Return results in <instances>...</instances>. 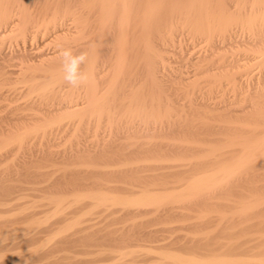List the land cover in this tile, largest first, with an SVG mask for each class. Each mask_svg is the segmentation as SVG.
Returning a JSON list of instances; mask_svg holds the SVG:
<instances>
[{
  "label": "rangeland",
  "instance_id": "obj_1",
  "mask_svg": "<svg viewBox=\"0 0 264 264\" xmlns=\"http://www.w3.org/2000/svg\"><path fill=\"white\" fill-rule=\"evenodd\" d=\"M151 1L157 4V15H147L144 25L139 18L145 0H127L129 24L122 27V32L128 31L122 33V38L126 37L124 50L128 49L124 52V72L108 94L104 91L115 74L119 34L109 28L106 41L96 44L107 49L100 54L105 58V70L95 80L97 95H104V112L87 111L79 118H61L60 110L68 104L87 103L85 85L69 87L61 67L51 78L28 77V73H39L50 65L39 67L36 59L26 62L29 56L24 58L23 54L39 47L36 51L52 57L54 44H42L45 35L32 41L29 36L20 38L17 29L4 34L0 28V145L20 137L0 151V233L12 230L13 234L0 239L4 240L0 243V264H118L111 257L119 249L135 252L124 264H174L160 259L163 255L159 253L166 250L171 251L166 254L197 261H246L249 256L251 264L264 262V144L258 161H248L219 183L217 191L190 198L182 190L192 179L212 172L216 176L220 168L232 164L243 144L257 136L264 139V0H176L175 6L172 0H161L160 4ZM41 2L48 3V9L68 4L69 12L78 16L96 8L99 0ZM162 9L165 14L160 13ZM36 11L39 14L40 10ZM36 16L34 11L29 13V22ZM153 18L155 24H151ZM161 28H166L163 34ZM204 28L209 32L202 34ZM84 38L79 41L85 42ZM79 41L76 46L83 44ZM159 55L166 58L165 66L159 63ZM194 63L198 66L193 67ZM42 86L50 90L42 91ZM254 95L262 97L258 100ZM45 119L56 123L39 129L47 123ZM103 193L120 199L166 193L174 198L148 207L151 212L141 208L143 213L136 212L137 207H130L131 213L129 207L122 212L119 206L96 205L91 197ZM59 200L60 205L56 203ZM248 204L253 207L249 209ZM144 247L154 251L147 253Z\"/></svg>",
  "mask_w": 264,
  "mask_h": 264
},
{
  "label": "bare ground",
  "instance_id": "obj_2",
  "mask_svg": "<svg viewBox=\"0 0 264 264\" xmlns=\"http://www.w3.org/2000/svg\"><path fill=\"white\" fill-rule=\"evenodd\" d=\"M27 0H0V28L2 29L1 31L4 33H6V32H11V31H13L14 32V30H19L18 31V33L19 32H21V36H20V38L21 37H23L22 39H24V38H26L27 36H29L30 38H28V39H31L32 41H33V39L34 40H36V39H38L39 37H43L44 35H45V40L43 41V43L42 44H44V45H50L51 43L52 44H54L53 46L54 47H56V50H55V52L53 53V55H52V57H46L45 55H42L41 53H40V51L38 50V51H36L38 48L36 47V49H35V47L34 48H32V49H29L30 50V52L28 51L27 53H25V54H23V51L21 52L20 50H19V48H18V50H19V52H21L22 54H23V57L25 58L26 56H29L28 57V59H27V61L26 62H29V61H31V60H33V59H36L40 64H39V67L41 66H43V65H45V64H47V65H50L47 69H39L38 71H40L39 73H37V71L36 72H31V73H28V77H31V79L32 78H34V79H37L38 78V80H40L42 77L41 76H39V75H43V76H47V77H45V78H48V76L50 77V76H52L53 75V71L55 70V72H56V68H59V67H61V65H60V58H59V55H58V46H60V45H63L64 47H70V48H72L75 52H81V51H87L88 53H89V61H88V63H87V65L85 66V68H84V70L89 74V81L87 82V84H85V87L86 88H84V89H86V90H88L87 92L89 93V98H87V103H85V104H79L78 102V104L77 103H73V104H68V105H66V106H64V108H62L60 111H62V115H60V117L61 118H74L75 116H77L78 118L80 117V116H82L85 112H87V111H94V113H96L95 111H97V112H99V111H101L102 110V106H103V99H104V95L101 97V94L98 96L97 95V93H96V87H97V85H96V83H95V80H97L96 78H97V76H99V75H102L103 74V72H104V70H105V68L103 69V65L105 64L104 63V61H103V59H105V58H102V56H104V55H100V54H102L101 53V51H103L104 52V50H106L107 51V49H105L106 47H103V48H99V46L97 47V45L96 44H98V42L100 43V42H105L106 41V39H107V36H108V30H109V28H115V30L118 32V34H119V36H117L118 38H117V40H116V57H115V66L114 67H116L115 68V74H114V77L112 78V81H110V85H108L107 86V88L105 87V91H104V93H107L108 94V92H110L112 89H113V86L115 85V83H116V81L118 80V79H120L121 77H122V73L124 72H122V65H123V61H124V57L126 56L125 55V50H128V49H125L124 50V48H125V36L122 38V33H126V32H128V31H124V32H122V27H124L128 22H127V13H128V9L130 10V8L129 7H127L128 5H127V0H99V3H96V5H97V7L95 8L94 6V8H92V9H90V11H87L85 14H83V15H80V17H78L77 15L75 16L74 14L75 13H71V12H69V10H70V7H69V5L68 4H66V5H59V3H58V5L56 4H54L55 6H49V7H51V9H48V6H47V4L45 3H43V2H41L40 0H29L31 3H29L28 1L26 2ZM44 1V0H43ZM58 1V0H57ZM97 1V0H96ZM159 2V4H160V1L161 0H158ZM170 1V3H171V0H169ZM173 1H176V0H172V2ZM209 1V0H208ZM47 2V1H46ZM52 2V1H51ZM129 2V1H128ZM135 2H136V0H135ZM167 2V1H166ZM200 2H201V0H200ZM241 2H242V0H241ZM28 3L29 4H31L30 5V7L28 6ZM50 3V2H49ZM131 3V2H130ZM155 3L156 2H152L151 0H145V6H143V8L145 9L144 10V12H143V14H141L142 15V17L141 18H139V19H142V21H140V24H141V22H143V24L144 25H146L145 23H147V21H146V18H147V15H149V14H151V13H154L155 12V9H157V7L155 8V6H157V4L155 5ZM169 3V2H168ZM168 3H167V5L166 6H168ZM180 3V2H179ZM198 3H199V1H198ZM140 4V3H139ZM144 4V3H143ZM132 5H134V2H133V4ZM137 5V4H136ZM155 5V6H154ZM163 5V4H162ZM162 5H160V6H162ZM171 5V4H170ZM173 5H174V2H173ZM173 5H171V7L169 8V9H171L172 10V6ZM191 5V4H190ZM193 5V4H192ZM203 5H204V2H203ZM203 5L201 6V9H202V7H203ZM220 5V4H219ZM138 6V5H137ZM159 6V7H160ZM175 6V5H174ZM200 6H198V8H200ZM206 6V5H205ZM210 6H212V5H210ZM92 7V6H91ZM164 7H165V4H164ZM169 7V6H168ZM168 7H167V9H168ZM197 7V6H196ZM195 7V8H196ZM216 7V6H215ZM214 7V8H215ZM218 7V6H217ZM216 7V9H218ZM140 8H142V4H141V6H140ZM161 8V7H160ZM209 8V7H208ZM220 8V7H219ZM132 9H133V7H132ZM137 9H139V8H137ZM201 9H199V12H200V10ZM231 9V8H230ZM36 10H40V12H39V14H38V12L36 11ZM187 10H189V8L187 9ZM195 10V9H194ZM204 10V9H203ZM203 10H201V11H203ZM212 10H215V9H212ZM223 10V9H222ZM33 11L34 12H36L37 13V15L38 16H36L35 18H34V20L32 21H30L29 22V19H28V17H27V15L29 16V13L31 14H33ZM132 11V10H131ZM157 11V10H156ZM161 12L160 13H162V11H164L163 9L162 10H160ZM166 11V10H165ZM165 11L163 12V14H165ZM192 11H193V9H192ZM206 11H208V10H206ZM205 11V12H206ZM219 11V10H218ZM179 12V11H178ZM177 12V13H178ZM209 12V11H208ZM84 13V12H83ZM141 13V12H140ZM157 12H155V14H156ZM167 13V12H166ZM173 13V12H172ZM183 13H184V11H183ZM203 13V12H202ZM202 13H201V15H202ZM218 13H220L221 14V11L220 12H217V14ZM187 14V13H186ZM188 14H190V11H189V13ZM224 14V13H223ZM226 14V13H225ZM153 16H154V14H152ZM157 15V14H156ZM162 15V14H161ZM168 15H169V13H168ZM168 15H167V17H168ZM172 15V14H171ZM184 15V14H183ZM200 15V14H199ZM203 15H205V14H203ZM219 15V14H218ZM253 15V14H252ZM256 15V14H255ZM35 16V15H34ZM85 16V17H84ZM163 16V15H162ZM161 16V17H162ZM166 16V15H165ZM165 16H164V18H165ZM182 16V15H181ZM187 16V15H186ZM197 16V15H196ZM215 16V15H214ZM217 16V15H216ZM222 16V15H221ZM89 17H91V19L93 20V22L91 21V19H89ZM132 17H134V16H132ZM138 17V16H137ZM150 17V16H149ZM157 18V17H156ZM219 18V17H218ZM148 19V18H147ZM162 19V18H161ZM160 19V20H161ZM168 19V18H167ZM217 19V18H216ZM219 19H221V17L219 18ZM92 22V23H90V21ZM138 20V19H137ZM151 20V19H150ZM149 20V21H150ZM164 20V19H163ZM163 20H161V21H163ZM198 20V19H197ZM224 20V19H223ZM221 20V22H223L224 23V21L226 20ZM132 21V20H131ZM156 21V20H155ZM158 21V20H157ZM156 21V22H157ZM173 21V20H172ZM198 21H202V20H198ZM153 23H151V24H155L154 23V18H153V21H152ZM160 22V21H159ZM166 21H164V23H165ZM208 22V21H207ZM221 22L219 23V24H221ZM227 22V21H226ZM149 23V24H150ZM172 23V22H171ZM170 23V24H171ZM178 23V22H177ZM194 23V22H193ZM262 23H264V22H262ZM129 24V23H128ZM132 24V23H131ZM143 24H142V26H143ZM163 24V23H162ZM162 24H160V27H161V25ZM175 24V23H174ZM196 24H197V22H196ZM200 24V23H199ZM206 24V23H205ZM204 24V27H206L207 25H205ZM208 24H210V22L208 23ZM218 24V25H219ZM217 25V26H218ZM226 25V24H225ZM224 25V26H225ZM148 26L149 25H147V29H148ZM155 26V25H154ZM195 26V25H194ZM197 26V25H196ZM198 26H200V25H198ZM203 26V25H202ZM201 26V27H202ZM216 26V27H217ZM223 26V27H224ZM128 27H129V25H128ZM133 27V26H132ZM140 27V26H139ZM144 27V26H143ZM150 27V26H149ZM159 27V28H160ZM209 27H210V25H209ZM209 27H207L208 28V30L210 29ZM222 26H220L219 28H221ZM126 28V27H125ZM134 28V27H133ZM156 28V27H155ZM218 28V27H217ZM124 29V28H123ZM141 29V28H140ZM144 28H142V30H143ZM145 29H146V27H145ZM158 29V28H157ZM162 29V28H161ZM198 29V28H197ZM202 29V28H201ZM200 29V30H201ZM31 30V31H30ZM124 30H126V29H124ZM129 30H130V27H129ZM139 30V29H138ZM150 30H151V27H150ZM153 30L154 31H156L155 33L157 34V30H155L154 29V27H153ZM163 30H166V28L165 29H162L161 30V32L163 31ZM168 30V29H167ZM203 30V29H202ZM204 30H205V28H204ZM208 30H205L204 31V33H203V31L201 32L202 34H206L205 32L206 31H208ZM219 30V29H218ZM222 30H224V28L222 29ZM149 31V30H148ZM152 31V30H151ZM160 31V30H159ZM158 31V32H159ZM189 31V30H188ZM219 31H221V30H219ZM1 32V33H2ZM111 32V31H110ZM131 32H132V30H131ZM140 32V31H139ZM166 31H164V33H165ZM209 32V31H208ZM4 33V34H5ZM138 33V32H137ZM142 33H144L145 34V31H142ZM141 33V34H142ZM149 33V32H148ZM167 33V32H166ZM166 33H165V36H166ZM140 34V33H139ZM161 34V33H160ZM162 34H163V32H162ZM168 34V33H167ZM173 34V33H172ZM189 34V33H188ZM197 34H199V32L197 33ZM222 35H223V32L221 33ZM19 35H20V33H19ZM126 35V34H125ZM129 35V34H128ZM133 35H134V33H133ZM146 35V34H145ZM196 35V34H195ZM201 35V34H200ZM221 35V36H222ZM18 36V35H17ZM83 36H85L86 37V39L84 38V41L85 42H80L79 40L83 37ZM168 36V35H167ZM166 36V37H167ZM174 36V35H173ZM220 36V37H221ZM14 37V36H13ZM141 37V36H140ZM172 37V36H171ZM14 38H16V37H14ZM110 38V37H109ZM133 38V37H132ZM146 38H148V36L146 37ZM200 38H202L201 36H200ZM19 39V38H18ZM219 39V38H218ZM42 40H43V38H42ZM165 40H166V38H165ZM184 40V39H183ZM193 40V39H192ZM205 40V39H204ZM223 40V39H222ZM30 41V40H29ZM80 42V43H83V44H81V46H76V43L77 42ZM109 41V40H108ZM128 41V40H127ZM146 41V40H145ZM167 41V40H166ZM170 41V40H169ZM169 41H167V43L169 42ZM173 41V40H172ZM207 41V40H206ZM262 41V40H261ZM22 42V41H21ZM28 42V41H27ZM102 42V43H103ZM142 42H144V41H142ZM195 42V41H194ZM219 42V41H218ZM23 43H25L24 41H23ZM79 43V44H80ZM130 43V42H129ZM147 43V42H146ZM198 43V42H197ZM196 43V44H197ZM51 44V45H52ZM148 44V43H147ZM172 44V43H171ZM171 44H170V46H171ZM22 45V44H21ZM25 45V44H24ZM102 45V44H101ZM126 45H128V44H126ZM146 46V45H145ZM159 46V45H158ZM165 46V45H164ZM169 46V47H170ZM191 46V45H190ZM197 46V45H196ZM20 47H22V46H20ZM143 47H144V45H143ZM150 47V46H149ZM156 47V46H155ZM211 47V46H210ZM209 47V48H210ZM127 48V47H126ZM142 48V47H141ZM150 48H152V47H150ZM162 48V47H161ZM41 49V48H40ZM145 49H146V47H145ZM153 49L154 48H152V51H153ZM163 49V48H162ZM197 49V48H196ZM24 50V49H23ZM52 50V49H51ZM115 50V49H114ZM134 51V50H133ZM160 51V50H159ZM178 51H179V49H178ZM193 51H196V50H193ZM219 51H220V49H219ZM12 52V51H11ZM17 52V51H16ZM150 52V51H149ZM192 52V51H191ZM43 53V52H42ZM51 53V52H50ZM153 53V52H152ZM151 53V55L152 56H155V55H153ZM155 53H159V52H155ZM202 53V52H201ZM207 53V52H206ZM12 54V53H11ZM18 53H16L15 55H17ZM22 54H21V56H22ZM104 54V53H103ZM160 54V53H159ZM258 54V53H257ZM125 55V56H124ZM3 56V55H2ZM20 56V55H19ZM20 56V57H21ZM157 56V55H156ZM220 56V55H219ZM261 56V55H260ZM204 57V56H203ZM17 58V57H16ZM112 58V57H111ZM158 58V57H157ZM161 58V60H159V63L160 64H162V65H164L165 66V59L166 58H164L163 56H160L159 55V59ZM180 58V57H179ZM152 59V58H151ZM168 59V58H167ZM187 59V58H186ZM192 59V58H191ZM201 59V58H200ZM211 59V58H210ZM226 59V58H225ZM257 59V58H256ZM259 59V58H258ZM261 59H262V57H261ZM23 60V59H22ZM21 60V61H22ZM148 60V59H147ZM154 60H156V61H158L157 59H156V57H154ZM165 60V61H164ZM217 60V59H216ZM252 60V59H251ZM17 61V60H16ZM169 61V60H168ZM219 61H220V59H219ZM250 61V60H249ZM6 62V61H5ZM9 62V61H8ZM155 62V61H154ZM163 62V63H162ZM185 62H187V61H185ZM197 62V61H196ZM17 63V62H16ZM158 63V64H159ZM169 63V62H168ZM167 63V64H168ZM176 63V62H175ZM256 63H257V61H256ZM261 63V62H260ZM8 64V63H7ZM19 64V63H18ZM26 64V63H25ZM103 64V65H102ZM156 64V63H155ZM206 64V63H205ZM208 64V63H207ZM211 64V63H210ZM6 65V64H5ZM4 65V66H5ZM107 65V64H106ZM109 65V64H108ZM157 65V64H156ZM179 65V64H178ZM194 65V66H193ZM192 66L193 67H196V66H198V65H196L195 66V63L193 64ZM243 66H244V64H242ZM248 65V64H247ZM13 66V65H12ZM97 66H98V68L99 67H101L102 66V68L101 69H99V71L97 70L98 68H97ZM110 66V65H109ZM108 66V67H109ZM204 66V65H203ZM202 66V67H203ZM215 66V65H214ZM219 66H220V64H219ZM33 67V66H32ZM38 67V68H39ZM162 67V66H161ZM205 67V66H204ZM208 67H209V65H208ZM226 67V66H225ZM244 67H246V66H244ZM250 67V66H249ZM256 67V66H255ZM34 68V67H33ZM113 68V67H112ZM132 68V67H131ZM149 68V67H148ZM172 68V67H171ZM219 68V67H218ZM217 68V69H218ZM222 68V67H221ZM220 68V69H221ZM240 68V67H239ZM239 68H238V70H239ZM252 68H254V67H252ZM259 68V67H258ZM163 69V68H162ZM166 69V68H165ZM194 69V68H193ZM206 69V68H205ZM213 69V68H212ZM243 69V68H242ZM260 69V68H259ZM25 70H27V69H25ZM31 70V69H30ZM35 70V69H34ZM37 70V69H36ZM57 70H59V69H57ZM112 70V69H111ZM124 70V69H123ZM174 70V69H173ZM225 70V69H224ZM223 70V71H224ZM228 70H230V69H228ZM255 70V69H254ZM107 71V70H106ZM158 71H160V70H158ZM168 71V70H167ZM209 71V70H208ZM240 71V70H239ZM8 72H10V71H8ZM55 72H54V74H55ZM142 72V71H141ZM231 72H232V70H231ZM242 72H243V70H242ZM250 72V71H249ZM259 72V71H258ZM13 73V72H12ZM147 73V72H146ZM160 73V72H159ZM226 73V72H225ZM239 73H241V72H239ZM262 73H264V72H262ZM3 74H7L6 73V71H5V73H3ZM11 74V73H10ZM151 74V73H150ZM157 74V73H156ZM169 74V73H168ZM184 74V73H183ZM204 74H205V72H204ZM211 74V73H210ZM22 75H23V73H22ZM55 75H57V73L55 74ZM207 75V74H206ZM228 75H230V74H228ZM249 75H250V73H249ZM252 75V74H251ZM260 75V74H259ZM58 76V75H57ZM56 76V77H57ZM104 76V75H103ZM151 76V75H150ZM241 76V75H240ZM4 77V76H3ZM41 77V78H40ZM102 77V76H101ZM176 77V76H175ZM210 77V76H209ZM253 77V76H252ZM23 78V77H22ZM40 78V79H39ZM51 78V77H50ZM53 78V77H52ZM237 78V77H236ZM257 78V77H256ZM34 79H33V81H34ZM229 79H231L230 78V76H229ZM7 80H9L8 78H7ZM12 80V79H11ZM57 80V79H56ZM59 80V79H58ZM151 80V79H150ZM181 80V79H180ZM241 80V79H240ZM3 81V80H2ZM146 81V80H145ZM1 82V81H0ZM13 82H15V81H13ZM59 83H60V80L58 81ZM228 82H230V80L228 81ZM234 82V81H233ZM238 82H239V79H238ZM256 81H254V83H255ZM57 83V82H56ZM102 83V82H101ZM254 83H252V84H254ZM30 84V83H29ZM48 84V83H47ZM52 84V83H51ZM108 84V83H107ZM149 84V83H148ZM261 84H264V83H262L261 82ZM261 84H259L260 86H261ZM34 85V84H33ZM53 85V84H52ZM59 85V84H58ZM234 85V84H233ZM48 86H50V85H48ZM255 86V85H254ZM43 87V86H42ZM52 87V86H51ZM70 87V86H69ZM235 87V86H234ZM253 87V86H252ZM258 87V86H257ZM41 88V87H40ZM159 88V87H158ZM256 88V87H255ZM70 89V88H69ZM77 89V88H76ZM83 89V90H84ZM103 90H104V88H102ZM38 90H39V88H38ZM43 90H45V91H49L50 90V88L49 87H43L42 88V91ZM68 90V89H67ZM159 90V89H158ZM256 90V89H255ZM259 90V89H258ZM262 90V89H261ZM54 91H56V89L54 90ZM257 91V90H256ZM40 92V91H39ZM51 92H52V90H51ZM57 92V91H56ZM55 92V93H56ZM75 92V91H74ZM85 92V91H84ZM258 92V91H257ZM28 93V92H27ZM38 93V92H37ZM41 93V92H40ZM43 93V95H44V92H42ZM54 93V92H53ZM65 93V92H64ZM68 93H69V90H68ZM76 93V92H75ZM237 93V92H236ZM48 94V93H47ZM50 94V93H49ZM87 94V93H86ZM85 94V95H86ZM106 94V95H107ZM114 94V93H113ZM54 95V94H53ZM88 95V94H87ZM256 95V94H255ZM254 95V96H255ZM257 95H259V94H257ZM71 96V95H70ZM126 96V95H125ZM241 96V95H240ZM253 96V95H252ZM72 97V96H71ZM87 97V96H86ZM256 97V96H255ZM262 97V96H261ZM261 97H256L258 100H260V98ZM198 98V97H197ZM235 98V97H234ZM248 98V97H247ZM128 99V98H127ZM253 99V98H252ZM75 100V99H74ZM206 100H208V99H206ZM105 101V100H104ZM236 101V100H235ZM234 101V102H235ZM242 101V100H241ZM250 101V100H249ZM254 101V100H253ZM211 102V101H210ZM251 102V101H250ZM255 102V103H254ZM254 102H252L251 104L252 105H254V104H256V101H254ZM257 102H259V101H257ZM261 103H262V101H260ZM178 104V103H177ZM191 104V103H190ZM206 105V104H205ZM226 105V104H225ZM238 105V104H237ZM250 105V104H249ZM133 106V105H132ZM200 106H201V104H200ZM233 106V105H232ZM251 106V105H250ZM250 106H249V108H250ZM259 106V105H258ZM53 107H55V106H53ZM177 107V106H176ZM175 107V108H176ZM179 107V106H178ZM192 107V106H191ZM234 107V106H233ZM239 107V106H238ZM238 107L236 108V109H238ZM255 107V106H254ZM253 107V108H254ZM256 107H257V105H256ZM104 108V107H103ZM128 108V107H127ZM135 108V107H134ZM165 108V107H164ZM205 108V107H204ZM219 108V107H218ZM231 108V107H230ZM252 108V109H253ZM203 109V108H202ZM210 109V108H209ZM208 109V110H209ZM233 109H235V108H233ZM168 110V109H167ZM242 110V109H241ZM240 110V111H241ZM254 110V109H253ZM256 110V109H255ZM103 111V110H102ZM131 111V110H130ZM237 111V110H236ZM262 111V110H261ZM57 112V111H56ZM104 112V111H103ZM202 112V111H201ZM204 112H205V110H204ZM231 112V111H230ZM253 112V111H252ZM47 113V112H46ZM89 113V112H88ZM233 113H235V112H233ZM97 114V113H96ZM100 114V113H99ZM99 114H98V116H99ZM104 114H106V113H104ZM135 114V113H134ZM239 114V113H238ZM242 114H243V112H242ZM43 115H44V113H43ZM50 115V114H49ZM100 115H102V114H100ZM259 115H261V114H259ZM47 117V116H46ZM59 117V119H61ZM97 117V116H96ZM95 117V118H96ZM103 117V116H102ZM76 118V117H75ZM107 118V117H106ZM19 119V118H18ZM22 119V118H21ZM58 119V121H61V120H63V119H61V120H59ZM100 119H101V117H100ZM112 119H113V117H112ZM16 120V119H15ZM30 120V119H29ZM28 120V121H29ZM97 120V119H96ZM103 120V119H102ZM131 120V119H130ZM45 121H47L46 119H45ZM57 121V120H56ZM72 121V120H71ZM75 121V120H74ZM79 121H82V119H80ZM106 121V120H105ZM125 121V120H124ZM103 122V121H102ZM40 123H42V122H40ZM56 122L55 121H47V123H45L44 122V124H42L41 126H39V129H47V127H50L51 125H53V124H55ZM76 123V122H75ZM109 123V122H108ZM125 123V122H124ZM23 124V123H22ZM254 124V123H253ZM31 125H33L32 123H31ZM38 125H39V123H38ZM135 126H137V125H135ZM124 128V127H123ZM34 130V129H33ZM35 131V130H34ZM26 132V131H25ZM28 132V131H27ZM26 132V133H27ZM29 132H31L30 130H29ZM41 132V131H40ZM35 133V132H34ZM17 134H19V133H17ZM25 134V133H24ZM42 134V133H41ZM46 134V133H45ZM44 134V135H45ZM28 135V134H27ZM258 135V134H257ZM260 136V135H259ZM20 137L18 136V137H15L14 136V138H12V139H10V140H6V141H4L1 145H0V151H3L4 149L6 150V147L11 143L12 144V142H14L15 140H17V139H19ZM24 138V137H23ZM3 139V138H2ZM7 139V138H6ZM9 139V138H8ZM129 139V138H128ZM131 139V138H130ZM258 139V140H257ZM131 141H132V139H131ZM246 142H247V140H246ZM239 144V143H238ZM240 144L242 145L243 143L242 142H240ZM261 144H264V139H259V137L257 136L256 137V139H254V141H252V142H248V144L246 143L243 147L242 146H240L241 147V152H240V156L239 157H237V159L236 160H234V162L232 163V164H230L229 166L227 165V166H225V167H222V168H220L217 172V175L215 176H212V173H214V172H212L211 173V175H209V176H202V177H198V178H196V179H192L190 182H187L186 184H185V187L182 189L183 190V194H185V196H189L190 198H194V196H196V195H205L204 193H208L209 191H211V190H215L216 188H217V186H218V184L220 183L221 184V182L222 181H225V179L227 180V178H229L230 176H233L232 174L234 173V172H236L237 170H239V169H242L244 166H245V164L248 162V161H250V160H254V159H256L257 161H258V156L260 155V149H261ZM262 147H264V145H262ZM240 150V149H239ZM262 150H264V148H262ZM260 156H262V155H260ZM124 166V165H123ZM131 168V167H130ZM123 169V168H122ZM128 169V168H127ZM132 169V168H131ZM136 169V168H135ZM134 169V170H135ZM119 170V169H118ZM133 170V169H132ZM110 171H113V170H110ZM116 171H117V169H116ZM121 171V170H120ZM125 171H126V169H125ZM124 171V172H125ZM127 173H128V170L126 171ZM135 172H136V170H135ZM108 173V172H107ZM106 173V174H107ZM216 173V172H215ZM214 173V174H215ZM120 174V173H119ZM125 174V173H124ZM206 174V173H205ZM113 175V174H112ZM126 175V174H125ZM204 175V174H203ZM215 191H217V190H215ZM214 192V191H213ZM95 193V192H94ZM97 194H99V193H97ZM102 194V193H101ZM96 195V197H91V198H94V200H92V201H95V204L96 205H101V206H106V207H109V208H113V207H121V210L123 209V208H127V207H129L128 208V210L130 209V207H137L138 209H137V211L136 212H138V210H140L139 208H141L143 211L144 210H149V208L148 207H151V206H156V205H162L163 203L164 204H166V202H168V201H170L171 199H173L174 197L172 196V195H170V194H172V192L170 193V194H168V193H166V194H163V195H158V196H150L149 195V197H144V198H142L141 197V199L140 198H135V199H132L131 197V199H127V197H126V199H120V197L118 198L117 197V195H116V197H108V196H104V195H106V194H104L103 193V196L102 195ZM209 194H212L211 192L209 193ZM113 195V194H112ZM157 195V194H156ZM198 195V196H199ZM207 195V194H206ZM140 196V195H139ZM193 196V197H192ZM210 196V195H209ZM208 196V197H209ZM207 197V196H206ZM205 197V198H206ZM134 198V197H133ZM177 199V198H176ZM60 201L61 200H59V202H56V203H58V205H60L59 203H60ZM63 201V200H62ZM65 201V200H64ZM64 201H63V203H64ZM90 201V200H89ZM173 201V200H172ZM93 203V202H92ZM62 204V203H61ZM249 205V204H248ZM92 206V205H91ZM94 206V205H93ZM56 207V206H55ZM247 207V206H246ZM249 207H253L252 205H249L248 206V208ZM95 208V207H94ZM96 208H97V206H96ZM103 208V207H102ZM246 208L244 207V210H245ZM250 209V208H249ZM105 210V209H104ZM124 210V209H123ZM122 210V212H124V211H126V210H124L123 211ZM142 210H140L141 212H142ZM150 212L151 211H153V209L152 210H149ZM148 211V212H149ZM130 212H131V209H130ZM135 212V211H134ZM60 213V212H59ZM119 213V212H118ZM132 213V212H131ZM143 213V212H142ZM141 213V214H142ZM147 213V212H146ZM120 214V213H119ZM145 214V213H144ZM126 215H128V214H126ZM134 216V215H133ZM33 226V225H32ZM29 227V226H28ZM29 229V228H28ZM61 229H63V228H61ZM67 230V229H66ZM3 231V230H2ZM11 232H12V230H11ZM11 232H7L8 233V236H11V235H13ZM7 233H4V232H2V233H0V239L2 240L3 238H5L6 237V235H7ZM11 233V235H9ZM14 233V232H13ZM13 237V236H12ZM32 238V237H31ZM35 238V237H34ZM5 239H7V237L5 238ZM10 239V238H9ZM33 239V238H32ZM0 240V241H1ZM16 240V239H15ZM4 241V240H3ZM2 241V242H3ZM7 241V240H6ZM2 242H0V243H2ZM5 245V244H4ZM4 245H1V246H4ZM5 247V246H4ZM179 247V246H178ZM1 248V247H0ZM3 248V247H2ZM1 248V249H2ZM144 248H146V247H144ZM0 249V250H1ZM143 249V248H142ZM217 249V248H216ZM215 248H214V250L215 251H217ZM222 249V248H221ZM11 250V249H10ZM35 250V249H34ZM33 250V251H34ZM131 250V249H130ZM129 250V251H130ZM152 250V249H151ZM149 248H146L145 249V251L147 252V253H152L153 251H151ZM159 250V249H158ZM161 250H164L165 251V249H161ZM213 250V251H214ZM4 251H5V249H4ZM36 251V250H35ZM105 251V253H106V250H104ZM119 251V253H117ZM118 251H116V252H114V255H115V253H117L114 257L112 256L111 258H113V260L114 261H116V262H119L120 264H124L125 263V260H126V258L127 257H129V256H131L132 255V253H135L134 251H130V252H127L128 251V249H121V251H123V253L120 251V249L118 250ZM126 251V253H124ZM156 251V250H155ZM160 251V250H159ZM168 250H166L165 251V253H159V254H161V255H163V257H161L160 259L162 260V258H163V260L162 261H169L170 263H174V264H251L249 261H251V259L249 258V256L247 257V258H249V259H247L246 258V261H248V262H246V261H244V259H242V258H240V259H235V260H218L217 258V260L216 261H211V262H206V261H204V260H202V261H197V260H195V259H193V258H191V257H187V258H185V257H183V259H181L180 257L182 256H179V255H174L173 253H172V255L170 254H166V252H167ZM173 251V250H172ZM214 251V252H215ZM9 252V251H8ZM110 252H113V251H110ZM168 252H171V251H168ZM223 252V251H222ZM226 251H224V253H225ZM4 253V252H3ZM10 253V252H9ZM104 253V254H105ZM224 253H221V256H224L225 254ZM7 254V253H6ZM26 254V253H25ZM154 254H155V252H154ZM157 254V253H156ZM222 254H224V255H222ZM98 255V254H97ZM100 255V254H99ZM160 255V256H161ZM195 255V254H194ZM217 255V254H216ZM220 255V253L217 255V256H219ZM227 255V254H226ZM245 255V254H244ZM27 256V255H26ZM101 256V255H100ZM156 257H157V255H155ZM160 256H158V258L160 257ZM186 256H188V255H186ZM221 256L220 257H218V258H221ZM225 257V256H224ZM233 257V256H232ZM240 257V256H239ZM157 258V259H158ZM200 258V257H199ZM212 258V257H211ZM244 258V257H243ZM156 259V260H157ZM166 259V260H165ZM222 259V258H221ZM225 259H226V257H225ZM242 259V260H241ZM153 260V259H152ZM212 260V259H211ZM255 260V259H254ZM257 260V259H256ZM260 260V259H259ZM204 261V262H203ZM100 262V261H99ZM160 262V261H159ZM251 262H253V261H251ZM118 263V264H119ZM157 263V262H156ZM160 263H162V262H160ZM254 263H256L257 264V262H254ZM91 264V263H90ZM259 264H264V262H259Z\"/></svg>",
  "mask_w": 264,
  "mask_h": 264
},
{
  "label": "clouds",
  "instance_id": "obj_3",
  "mask_svg": "<svg viewBox=\"0 0 264 264\" xmlns=\"http://www.w3.org/2000/svg\"><path fill=\"white\" fill-rule=\"evenodd\" d=\"M58 55L63 73V81L72 88H80L89 81V74L84 70L89 61L87 51L75 52L70 47L58 46Z\"/></svg>",
  "mask_w": 264,
  "mask_h": 264
}]
</instances>
